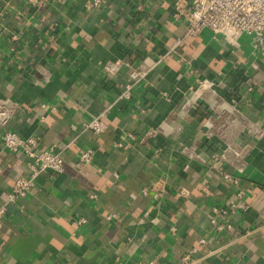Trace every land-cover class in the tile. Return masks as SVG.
I'll list each match as a JSON object with an SVG mask.
<instances>
[{
    "label": "crops",
    "instance_id": "1",
    "mask_svg": "<svg viewBox=\"0 0 264 264\" xmlns=\"http://www.w3.org/2000/svg\"><path fill=\"white\" fill-rule=\"evenodd\" d=\"M85 1L0 0L4 127L64 163L7 205L0 264H264V34L186 35L171 0ZM142 61L121 97L126 64H104ZM26 161L0 143V205Z\"/></svg>",
    "mask_w": 264,
    "mask_h": 264
},
{
    "label": "built area",
    "instance_id": "2",
    "mask_svg": "<svg viewBox=\"0 0 264 264\" xmlns=\"http://www.w3.org/2000/svg\"><path fill=\"white\" fill-rule=\"evenodd\" d=\"M106 0H86V9L95 8L103 4ZM171 16L174 20L185 25L186 35H196L204 30L212 32L215 36H221L228 40L240 35H250L255 42H260L264 34V0H171ZM175 44H171L173 49ZM127 66V78L123 84L121 97L129 98L132 87L142 80L152 69L153 64L145 61L137 65L126 62L115 64L106 63L103 72L106 76H114L121 66ZM10 109L6 103H0V143L10 151H22L27 157L26 175L19 176L13 183L11 191L3 204L0 205V220L7 213V205L15 202L16 199L24 197L35 185L40 177L53 178L64 172V163L60 151L53 144L42 146L38 138L34 136H20L4 126L10 121ZM84 130H91L99 133L107 128V124L100 117H92L83 123ZM129 135V134H128ZM125 136L115 142L116 147L122 146ZM78 158L82 162H90L94 158V152L90 149L78 148ZM224 179H229L230 175L223 174ZM237 184V179L232 180ZM240 196V193L237 194ZM233 208L245 209L244 202L232 203ZM215 213L219 210L215 209ZM78 223H84V218H77ZM211 223L218 230L228 228L223 223H216L214 217L210 218ZM201 244L206 240L201 238ZM181 257L183 264H192L191 253Z\"/></svg>",
    "mask_w": 264,
    "mask_h": 264
}]
</instances>
